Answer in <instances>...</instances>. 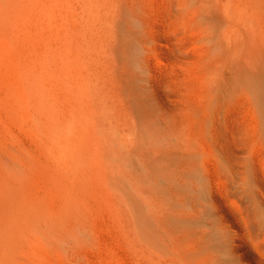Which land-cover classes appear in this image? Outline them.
Instances as JSON below:
<instances>
[{
	"label": "rangeland",
	"instance_id": "rangeland-1",
	"mask_svg": "<svg viewBox=\"0 0 264 264\" xmlns=\"http://www.w3.org/2000/svg\"><path fill=\"white\" fill-rule=\"evenodd\" d=\"M108 1L50 0L47 49L19 61L35 71L41 58L67 140L0 101L1 151L29 170L36 210L22 217L24 250L2 244L0 263L149 264L155 220L171 227L180 213L194 230L223 229L237 263L264 264V0Z\"/></svg>",
	"mask_w": 264,
	"mask_h": 264
},
{
	"label": "bare ground",
	"instance_id": "bare-ground-1",
	"mask_svg": "<svg viewBox=\"0 0 264 264\" xmlns=\"http://www.w3.org/2000/svg\"><path fill=\"white\" fill-rule=\"evenodd\" d=\"M49 1L46 0H0V31L4 33V37H0V78L2 82V96H0V101L4 103L5 110L11 111L19 118H28L30 116H34L35 120L37 121V126H35L33 121L29 122L31 125L40 128V130H44V133L47 138L54 140L56 139L57 135L61 134L65 135L62 131L67 128V124L63 123L66 127H59V123H56L58 119L55 121L54 109H53V95L50 90H48L43 84V81L50 78L49 72L44 68V65L41 64V58L34 59L35 62H39L37 64L38 69L36 68L35 71L23 68L20 66L19 61L22 60L24 63H29L31 61V57L33 52L37 53V50L47 48L41 46V42L37 39V35L40 33L39 31V21L43 19V16L46 15L44 13L45 10L48 9ZM108 1V0H107ZM110 1V0H109ZM108 1V2H109ZM57 2V1H56ZM55 2V3H56ZM60 2V1H59ZM85 2V1H84ZM90 2V1H89ZM88 2V3H89ZM113 2V0H112ZM87 3V1H86ZM87 3V4H88ZM92 4V3H91ZM105 4V2H104ZM108 4V3H107ZM57 5V4H56ZM114 5V4H113ZM54 6V5H53ZM56 7V6H54ZM115 7V6H114ZM51 8V7H50ZM49 8V9H50ZM55 9V8H54ZM107 9V8H106ZM53 10V9H52ZM109 11V10H108ZM54 12V11H52ZM50 13V12H49ZM51 14V13H50ZM55 14V13H54ZM52 15V14H51ZM114 15V14H113ZM112 18V17H111ZM104 19H107L104 18ZM103 19V20H104ZM45 22V21H44ZM47 22V21H46ZM108 22V21H107ZM46 24V23H45ZM55 25V24H54ZM111 26V25H110ZM43 28V27H42ZM45 28V27H44ZM54 30V29H53ZM47 32V31H46ZM49 33V32H47ZM51 33V32H50ZM3 35V34H2ZM46 36V35H45ZM111 36V35H110ZM47 37V36H46ZM44 39V38H43ZM48 39V38H47ZM49 40V39H48ZM54 40V39H53ZM63 40V39H62ZM50 41V40H49ZM43 42V41H42ZM48 42V41H47ZM51 44V43H50ZM49 44V45H50ZM53 44V43H52ZM51 54H54L51 52ZM39 55V54H38ZM46 56V54H45ZM50 57V56H49ZM44 60V59H43ZM47 60V59H46ZM49 60V59H48ZM51 61V60H50ZM49 61V62H50ZM51 63V62H50ZM54 64V63H53ZM36 65V64H35ZM48 67V66H47ZM52 67V66H51ZM50 70V68H49ZM54 70V69H53ZM258 70V69H257ZM256 70V71H257ZM261 70V69H260ZM262 71V70H261ZM56 72V71H55ZM258 72V71H257ZM51 73V72H50ZM54 73V72H53ZM256 73V72H255ZM55 75V74H54ZM57 75V74H56ZM55 77V76H53ZM52 77V78H53ZM51 78V79H52ZM58 78V77H57ZM61 78V77H60ZM56 79V77L54 78ZM57 80V79H56ZM49 81V80H47ZM46 81V82H47ZM43 82V83H42ZM49 83V82H48ZM47 83V84H48ZM84 84V83H83ZM52 85V84H51ZM77 86V85H76ZM50 87V86H49ZM53 87V86H52ZM87 88V87H86ZM51 89V88H50ZM85 89V88H84ZM57 91V89H56ZM1 95V94H0ZM58 100V99H57ZM84 101V100H83ZM0 102V103H1ZM94 102V101H92ZM57 105V104H55ZM82 105V104H81ZM57 108V107H56ZM58 109V108H57ZM60 109V108H59ZM56 110V109H55ZM58 112V111H57ZM57 112H55L57 114ZM106 112V111H105ZM110 112V111H109ZM61 113V111H60ZM111 113V112H110ZM9 114V113H7ZM12 116V114H10ZM85 115V114H84ZM79 116V115H78ZM31 117V118H32ZM109 117V116H108ZM30 118V119H31ZM71 118H69L70 120ZM25 120V121H26ZM61 121V119L59 120ZM67 121V119L65 120ZM78 121V120H77ZM63 122V121H62ZM71 122V121H70ZM87 122V121H86ZM28 123V122H27ZM28 123V124H29ZM69 123V122H68ZM57 124V125H55ZM90 124V123H89ZM94 124V123H93ZM72 125V124H70ZM102 125V124H101ZM20 126V124H19ZM23 126V125H22ZM31 126V128H35ZM62 126V125H61ZM108 126V125H107ZM24 127V126H23ZM115 127V126H114ZM30 128V129H31ZM2 129V127H1ZM0 129V132L2 131ZM6 129V128H5ZM11 128H9L10 130ZM36 129V128H35ZM64 129V130H63ZM98 129V126H97ZM111 129V128H110ZM7 130V129H6ZM12 130V129H11ZM10 130V131H11ZM13 131V130H12ZM24 131V130H23ZM83 131V130H82ZM95 131V130H94ZM9 133L8 130L6 131ZM31 132V131H30ZM36 132V130H35ZM96 132V131H95ZM5 133V132H4ZM37 133V132H36ZM41 134V133H40ZM38 133V135H40ZM97 134V133H96ZM5 135V134H4ZM44 135V136H45ZM63 136H57L56 141L58 138H62ZM17 136V135H16ZM16 136H13L16 138ZM92 136V135H91ZM97 136V135H96ZM1 137V135H0ZM18 137V136H17ZM67 136L65 135L64 138ZM89 137V136H88ZM4 138V137H3ZM36 138V137H35ZM33 136V139H35ZM87 138V137H86ZM48 139V142H49ZM68 138H66L67 140ZM94 139V138H93ZM111 139V138H110ZM3 140V139H0ZM15 140V139H12ZM10 138V143L12 142ZM18 141V140H17ZM35 141V140H33ZM45 141V140H44ZM55 141V140H54ZM59 141V140H58ZM69 143H74L72 140L69 139ZM5 142V141H4ZM1 144L0 141V247L2 244H11L16 247L17 251L23 249V236L27 233V227L22 221L23 216H27L34 211V208L29 203L27 194H31L32 189H28L26 185H24L25 180L29 177V170L26 169H19L24 166H20L17 164V158L13 155H7L8 152H3L6 150V140L5 145ZM16 142V141H15ZM41 142V139H40ZM52 142V141H51ZM67 142V141H66ZM77 142V141H76ZM105 142V135L101 134L98 138V141L95 145L94 149V156L92 157V163L96 164V162H100V149L101 144ZM117 142V141H116ZM10 143H7L10 144ZM19 143L20 140H19ZM35 143V142H34ZM50 143V142H49ZM55 143V142H54ZM80 143V142H79ZM79 143H76L80 145ZM82 143V142H81ZM38 144V142H36ZM44 144V143H43ZM42 144V145H43ZM53 144V143H52ZM56 144V143H55ZM59 144V143H58ZM62 145V142L60 143ZM63 144L64 140H63ZM92 144V143H91ZM89 144V145H91ZM4 145V146H3ZM11 145V144H10ZM16 145V144H14ZM54 145V144H53ZM57 145V144H56ZM58 145V146H61ZM69 145V144H68ZM77 145V146H78ZM88 145V147H89ZM3 146V147H2ZM13 146V143L12 145ZM21 147V144L19 145ZM36 146V145H35ZM38 146V145H37ZM64 146V145H63ZM66 146V145H65ZM64 146V147H65ZM82 146V145H81ZM84 146V145H83ZM87 146V145H86ZM5 149L1 151V148ZM15 148V146H13ZM17 147V146H16ZM42 147V146H41ZM47 147V146H46ZM45 147V151H46ZM55 147V146H54ZM62 147V146H61ZM67 147V146H66ZM93 147V146H92ZM19 148V147H18ZM22 148V147H21ZM49 148V146H48ZM60 148V147H59ZM57 150H61L63 148ZM69 147V149H71ZM12 149V148H10ZM43 149V147H42ZM78 149V148H77ZM87 149V148H86ZM18 150V149H17ZM16 150V154H17ZM49 150V149H48ZM74 150V149H73ZM82 150V149H81ZM84 150V149H83ZM66 151V149H65ZM72 151V149L70 150ZM86 152V150H84ZM91 150H89L90 152ZM3 152V153H2ZM14 152V151H13ZM48 152V151H47ZM64 153V150L61 151ZM67 152V151H66ZM69 152V151H68ZM7 153V154H6ZM49 153V152H48ZM47 153V154H48ZM57 154L59 151L56 152ZM77 154V152H74ZM80 153V152H79ZM83 153V152H82ZM88 153V152H86ZM11 154H13L11 152ZM15 154V152H14ZM15 154V156H16ZM19 154V153H18ZM45 153V155H47ZM65 154V153H64ZM63 154V155H64ZM44 155V156H45ZM51 155V154H48ZM85 155V153H84ZM20 156V155H19ZM28 156V155H27ZM54 156V155H53ZM75 156V155H74ZM55 157V156H54ZM76 157V156H75ZM44 158V157H43ZM42 160L44 161V159ZM73 158V157H72ZM81 158V157H80ZM89 158V157H88ZM22 159L23 158H19ZM71 159V157H70ZM76 158H74L75 161ZM79 159V158H78ZM5 160L7 162H5ZM9 160V162H8ZM68 160V159H67ZM73 160V159H72ZM31 161V160H30ZM50 164L53 162L51 158L49 159ZM61 161V160H60ZM59 161V162H60ZM26 162V161H25ZM35 162V161H34ZM58 162V163H59ZM63 162V161H62ZM78 163V160L73 163V167L69 165V167L74 169V164ZM24 163V162H23ZM27 163V162H26ZM57 163V165H58ZM69 163V162H68ZM67 163V165H68ZM71 163V162H70ZM71 163V165H72ZM87 163V162H86ZM28 164V163H27ZM40 164V163H39ZM47 164V163H46ZM64 164V163H63ZM82 164V163H81ZM22 165V164H21ZM33 165V164H31ZM42 165V164H41ZM56 165V167H57ZM79 165V163H78ZM18 166V167H17ZM36 166V163H35ZM40 166V165H39ZM49 167V165H48ZM51 167V166H50ZM54 167V170L55 168ZM61 167V166H60ZM59 167V169H60ZM78 167V166H77ZM68 168V167H67ZM81 168V166H80ZM30 169V167H29ZM35 169V168H34ZM45 169V167H44ZM53 169V168H51ZM58 169V168H56ZM69 169V168H68ZM24 170V171H23ZM48 170V168L46 169ZM63 170V169H62ZM108 170V169H107ZM72 170H69L70 172ZM33 172V171H32ZM45 172V171H44ZM57 172V171H56ZM55 172V173H56ZM63 172V171H62ZM67 172V171H66ZM78 172V171H77ZM47 173V172H46ZM61 173V172H60ZM71 174V172H70ZM77 174V173H76ZM40 175V174H39ZM41 175H43L41 173ZM49 175V174H48ZM57 175V174H56ZM42 177V176H41ZM79 177V176H77ZM30 178V177H29ZM40 178V177H39ZM38 179L39 184L40 180ZM62 178V177H61ZM74 178V177H73ZM81 178V177H80ZM104 178V177H103ZM44 179V178H43ZM55 179V178H54ZM69 179V178H68ZM53 180V179H52ZM56 180V179H55ZM78 181V180H77ZM80 181V179H79ZM44 182V180H43ZM28 183V182H27ZM48 184L47 182H44ZM43 183V184H44ZM50 183V182H49ZM21 184V185H20ZM62 184V183H61ZM36 185V184H35ZM50 185V184H49ZM48 185V186H49ZM55 185V184H53ZM70 185V183H69ZM42 186V185H41ZM47 186V185H45ZM35 187V186H34ZM38 187V186H36ZM44 187V186H43ZM76 187V186H75ZM33 188V187H32ZM41 188V187H40ZM47 190V187H45ZM55 188V187H54ZM60 188V187H58ZM63 188V187H62ZM35 189V188H34ZM44 189V188H43ZM57 189V188H56ZM37 188L33 191H36ZM42 190V189H41ZM59 190V189H58ZM77 190V189H76ZM37 192V191H36ZM39 192V191H38ZM42 192V191H40ZM39 192V193H40ZM33 193V192H32ZM37 193V195L39 194ZM50 193V192H49ZM57 193V192H56ZM36 193H34L35 195ZM41 194V193H40ZM44 194V193H43ZM33 195V196H34ZM63 195H66V193ZM43 196V195H42ZM53 196V195H52ZM152 196V195H151ZM168 196V195H167ZM37 197V196H36ZM44 197V196H43ZM51 197V195H50ZM54 197V196H53ZM149 197V196H148ZM156 197V196H155ZM162 197V196H161ZM179 195L177 196V198ZM30 198V197H29ZM35 198V197H34ZM63 197H61L62 199ZM163 198V197H162ZM32 199V198H31ZM50 199V198H49ZM71 199V198H70ZM156 199V198H155ZM159 199V198H158ZM157 199V200H158ZM167 199V198H166ZM42 200V198H41ZM59 200V199H58ZM183 200V199H181ZM44 201V200H43ZM55 201V200H54ZM150 201V200H149ZM160 201V200H159ZM151 202V201H150ZM172 202V201H171ZM186 202V201H185ZM61 201L59 202L60 206ZM160 203V202H159ZM165 203V202H164ZM168 203V202H167ZM170 203V201H169ZM54 204V203H53ZM85 204V203H84ZM83 204V205H84ZM158 204V203H157ZM156 204V205H157ZM56 205V202H55ZM154 204H152L153 207ZM160 205H162L160 203ZM159 205V206H160ZM57 206V207H58ZM158 206V209H160ZM170 206V205H169ZM174 206V205H173ZM54 206H52V210L54 211ZM161 207V206H160ZM51 208V207H50ZM162 205V209H163ZM171 208V207H170ZM174 208V207H173ZM60 209V208H59ZM62 209V208H61ZM64 209V208H63ZM66 209V208H65ZM64 209V210H65ZM154 209V208H153ZM162 209H160L162 211ZM167 209V208H166ZM151 210V209H150ZM159 210V211H160ZM170 210V209H169ZM175 210V209H174ZM177 210V209H176ZM51 211V210H50ZM62 211V210H61ZM68 211V210H67ZM181 211V209H180ZM52 212V211H51ZM58 212V211H57ZM163 212V211H162ZM165 212V210H164ZM168 212V210H167ZM171 212V211H170ZM173 213L175 211H172ZM171 212V213H172ZM183 211H181L182 213ZM187 212V211H186ZM166 213V212H165ZM164 213V214H165ZM172 213V214H173ZM178 213V212H177ZM61 214V213H60ZM159 214V213H157ZM175 215L176 225L167 226L166 224L159 225L162 222L155 220L154 230L151 231V237H148L149 247L148 252L151 255L149 264H239L235 261L233 257L234 250L231 248L227 236L225 235L223 229L219 227H213L211 225L208 230H194L191 226V219L189 217H183L179 215ZM184 214V213H182ZM46 215V214H45ZM49 215V214H48ZM166 215V214H165ZM164 215V216H165ZM186 215V214H185ZM184 215V216H185ZM188 215V214H187ZM37 216V215H36ZM153 216V213L152 215ZM150 216V217H151ZM161 216V215H160ZM159 216V217H160ZM43 217V216H42ZM41 217V218H42ZM149 217V219H150ZM162 217V216H161ZM170 217V216H168ZM166 218V217H164ZM163 220L165 221V219ZM195 218V216H194ZM34 219V218H33ZM36 219V218H35ZM47 219V218H46ZM178 219V220H177ZM25 220V219H24ZM32 220V219H31ZM55 220V219H54ZM44 221V220H42ZM154 221V220H153ZM191 221V222H190ZM24 222V223H23ZM41 222V221H40ZM36 224V223H35ZM34 224V225H35ZM40 224V223H39ZM44 225V224H43ZM45 226V225H44ZM138 228V227H137ZM39 232V230L37 231ZM36 233V232H35ZM29 234V232H28ZM137 234V232H136ZM37 235V234H36ZM42 235V233H41ZM134 235V234H133ZM32 237V236H31ZM34 238V237H33ZM32 238V239H33ZM137 238V236H136ZM44 239V238H43ZM139 239V238H138ZM36 240V239H35ZM38 240V239H37ZM47 240V239H46ZM25 241V240H24ZM44 242V240H42ZM140 242V241H138ZM32 243V242H31ZM25 244V243H24ZM34 244V243H33ZM142 244V242L140 243ZM39 245V244H38ZM144 246V245H143ZM5 247V246H4ZM32 247V246H31ZM36 247V246H34ZM38 247V246H37ZM25 248V245H24ZM33 248V247H32ZM234 248V247H233ZM15 249V248H14ZM26 249V248H25ZM137 249V248H136ZM144 249V248H142ZM5 250V249H4ZM24 250V249H23ZM24 252V251H22ZM39 252V251H37ZM29 253V252H28ZM35 253V252H34ZM142 253V252H141ZM147 253V252H146ZM148 253V254H149ZM23 257H24V253ZM37 253L34 254L36 256ZM1 255V254H0ZM141 255V254H140ZM147 255V254H146ZM6 256V255H5ZM148 256V255H147ZM33 256L31 255V258ZM142 257V256H141ZM25 258V257H24ZM37 258V257H36ZM32 260L35 261V259ZM140 258V257H139ZM147 259V257H145ZM143 259V258H142ZM145 259V261H146ZM149 259V258H148ZM24 260V259H22ZM144 261V260H143ZM27 262V261H26ZM142 262V261H141ZM36 263V262H34ZM146 263V262H145ZM148 263V262H147ZM1 264V263H0ZM7 264H23L22 261L17 256H10L8 259ZM29 264V262H28Z\"/></svg>",
	"mask_w": 264,
	"mask_h": 264
}]
</instances>
